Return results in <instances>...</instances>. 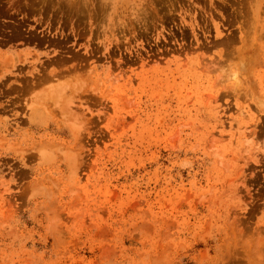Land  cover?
Segmentation results:
<instances>
[{
  "label": "rangeland",
  "instance_id": "374dc122",
  "mask_svg": "<svg viewBox=\"0 0 264 264\" xmlns=\"http://www.w3.org/2000/svg\"><path fill=\"white\" fill-rule=\"evenodd\" d=\"M0 264H264V0H0Z\"/></svg>",
  "mask_w": 264,
  "mask_h": 264
}]
</instances>
